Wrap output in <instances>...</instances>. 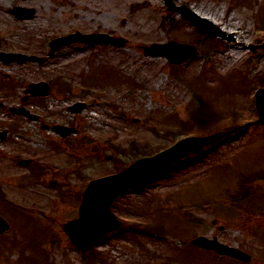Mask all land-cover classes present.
Returning a JSON list of instances; mask_svg holds the SVG:
<instances>
[{"label":"rangeland","instance_id":"rangeland-1","mask_svg":"<svg viewBox=\"0 0 264 264\" xmlns=\"http://www.w3.org/2000/svg\"><path fill=\"white\" fill-rule=\"evenodd\" d=\"M173 2L207 17L232 39L199 31L164 0H0V50L46 56L48 40L74 30L126 39L123 47L74 42L41 65L0 62V98L6 106L19 102L29 82L45 79L51 95L41 103L32 100L29 107L42 112L43 121L49 115L52 122L77 125L81 132L72 138L86 136L85 142L74 141L87 154L73 168L59 135L0 109V128L10 131L9 140L0 143V170L9 169L5 174L23 171L9 162L13 153L6 149L21 156L33 149L52 151L45 136L59 144L38 159L50 172L49 184L31 189L21 187L24 180L8 184L20 202L26 192L34 194L33 202L48 215L45 222L27 218L25 241L13 258L26 253L25 242L39 264H264V140L262 126L254 122L253 97L264 86V0ZM17 5L33 7L34 16L18 20L11 12ZM169 39L193 44L197 55L172 65L163 56L143 54L142 45ZM79 100L86 107L73 116L67 104ZM216 130L227 131L226 137L113 199L111 211L122 220L121 228L87 253L69 242L61 225L76 215L84 179L112 173L184 135ZM197 235H215L251 259L240 262L193 247L190 239Z\"/></svg>","mask_w":264,"mask_h":264},{"label":"water","instance_id":"water-1","mask_svg":"<svg viewBox=\"0 0 264 264\" xmlns=\"http://www.w3.org/2000/svg\"><path fill=\"white\" fill-rule=\"evenodd\" d=\"M164 1L169 7L177 10L198 29L207 33L219 35L228 40L232 38L231 34L226 35L221 28L215 26L210 20L198 15L185 5H175L172 0ZM33 12L34 8L32 7L25 8L17 6L13 9V13L18 18L32 16ZM125 21V17L120 18V25H123ZM73 41H83L88 43L102 41L115 46H122L126 40L121 36H111L107 33L84 34L75 31L53 38L49 42V54L59 46ZM143 53L150 56L163 55L171 63H180L195 56L197 51L192 44L168 40L165 43L152 42L147 46H143ZM0 60L4 62H10L13 60L18 62L37 60L41 62L42 58L22 53L0 51ZM29 91L32 95L46 94L48 92V85L44 81L30 83ZM254 96L255 106L258 113L256 122L263 125L262 131L264 136V87L258 88L255 91ZM84 106L83 102H77L69 106L68 109L73 112H79ZM10 110L14 113L27 114L29 118L34 117L33 115L28 114V112L22 107H10ZM53 129L62 135H67L75 131L74 128H66L64 126H55ZM218 133L219 132L206 135L185 136L174 142L171 146L153 155L143 156L134 160L127 167L114 174L91 180L81 193L82 197L78 206V216L63 225L64 231L68 235L70 241L82 251L89 250L104 232L110 231L121 224L115 214L110 211L111 200L114 196L122 192L127 186L138 185L147 179L161 174L171 164L179 161L188 151L200 149ZM212 222L214 223L215 220ZM6 227L7 224L0 217V233ZM191 243L243 261H248L250 259L248 253L236 247L219 242L215 236L209 238L199 235L194 237L191 240Z\"/></svg>","mask_w":264,"mask_h":264},{"label":"flooded vegetation","instance_id":"flooded-vegetation-1","mask_svg":"<svg viewBox=\"0 0 264 264\" xmlns=\"http://www.w3.org/2000/svg\"><path fill=\"white\" fill-rule=\"evenodd\" d=\"M24 89L25 87H23L22 89L23 92L22 95L20 96V102L23 105L27 104L29 101L33 99L32 97H29L24 93ZM11 116H16V115H11ZM47 125H48L47 123H41V122L39 123V126L41 128ZM46 137L49 138L50 136H46ZM9 138H10V131L8 129H4L2 134H0V143L9 140ZM60 139L61 138H58V140ZM62 140H64V138ZM49 146L51 147L52 145ZM53 149L54 146L51 147V150ZM1 152H4V150L2 149ZM5 152L13 153L10 157L9 162L12 161V163L15 165L16 168L23 169V171L13 172L11 174H5V173H9V169L7 167L5 172H4V168L1 169L3 172L2 174L0 170V202L2 203V204L0 203V208H1L0 215H2L9 222V229L4 233L0 234V256L3 253H5L4 256L0 258V264H35L34 261L29 258H26L25 262H23L20 260V258L16 259L13 257L15 255V250L21 241L22 231L26 229L24 228L25 227L24 224L28 221L27 218L34 214L42 215L45 218H48V216L44 213L43 210L40 209V207H38L33 202L34 200L32 199V195L34 194L30 192H26L28 194V197H26V200L20 202L18 199L12 196V193L17 194V192L12 190V193H10V187L8 184L19 183V180H24L23 185L21 187L31 189V187L34 184H39V181H43V179L48 174H50V172L44 170V164L39 163L40 161H38V159L43 156H48L49 151L33 149V153H29L26 156H21L19 152L14 153L12 150H8V149H6ZM3 155L4 153L0 156L3 157ZM22 158H31L33 160L30 162V165L25 167L20 165L19 163L21 161L20 159ZM1 185H4V187ZM12 199H14L15 201ZM46 205L49 207L51 206L50 203H46ZM13 207H20V209H13ZM15 226L19 227V231L16 233H15L16 230Z\"/></svg>","mask_w":264,"mask_h":264}]
</instances>
